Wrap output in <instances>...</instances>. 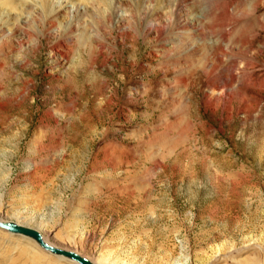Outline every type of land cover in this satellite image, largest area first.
I'll list each match as a JSON object with an SVG mask.
<instances>
[{"label":"rangeland","instance_id":"rangeland-1","mask_svg":"<svg viewBox=\"0 0 264 264\" xmlns=\"http://www.w3.org/2000/svg\"><path fill=\"white\" fill-rule=\"evenodd\" d=\"M97 1L0 6V220L95 264H264V0ZM0 264L68 263L0 230Z\"/></svg>","mask_w":264,"mask_h":264},{"label":"bare ground","instance_id":"bare-ground-1","mask_svg":"<svg viewBox=\"0 0 264 264\" xmlns=\"http://www.w3.org/2000/svg\"><path fill=\"white\" fill-rule=\"evenodd\" d=\"M64 1V0H63ZM82 1V3H85V5H87V7H95L94 9H96V7L97 6H99V2L97 1V0H88V1H86V0H81ZM116 1V5H114V7H113V13L116 11L115 9L116 8H118L117 6L119 5V3H121V0H115ZM26 2V1H25ZM24 2V3H25ZM30 2H31V0H30ZM35 2V1H34ZM38 2H39V4L42 6V5H44L45 6V3L47 4L46 6L47 7H49L50 6V4L51 3H53L52 2V0L50 1V0H38ZM80 2V1H79ZM23 3V2H22ZM32 3H33V1H32ZM13 4H14V0H0V6H5V7H8V8H12L11 6H13ZM26 4V3H25ZM54 4V3H53ZM29 5V4H28ZM35 5V4H34ZM55 5V4H54ZM68 5H71V4H68V3H66V2H64V4H62V5H58V7H56V10L54 11V15H53V17L54 18H56L57 16H62L65 12H68L69 13V6ZM225 5H227L226 3H225ZM39 6V5H38ZM32 7V6H31ZM34 7V6H33ZM225 7V6H224ZM226 8V7H225ZM71 9V8H70ZM119 9V8H118ZM221 10V9H220ZM224 10V9H223ZM227 10V9H226ZM118 11V10H117ZM224 12V11H223ZM223 12H221V13H223ZM74 13L75 14H77V8L75 7V10H74ZM70 14V13H69ZM224 14V16L222 17V18H227V17H229L230 16V14H229V12H225V13H223ZM246 14V13H245ZM217 16V15H216ZM121 17V16H120ZM234 17V16H233ZM232 16H231V18H227L228 20H230V19H232L233 18ZM117 18V17H116ZM228 20L226 21V22H228ZM117 21V20H116ZM241 34V33H240ZM1 222H7V221H2V220H0ZM14 223V222H13ZM15 224H17V223H15ZM17 225H19V226H23V227H26V228H29V227H27V226H24V225H20V224H17ZM29 229H33V228H29ZM1 231H3V232H6L7 234H10V235H16V236H20V237H22V238H26L27 240H29V241H32V243L34 244V245H37L32 239H30V238H28V237H25V236H23V235H20V234H12V233H9V232H7L6 230H3V229H0ZM33 230H35V229H33ZM37 231V230H36ZM39 232V231H38ZM42 236V235H41ZM42 238H43V236H42ZM43 241L46 243V244H48L47 242H46V240L43 238ZM49 245V244H48ZM50 246H52V245H50ZM37 247L42 251V252H45V253H47V254H49V255H52V254H50L49 252H46V251H44L43 249H41L38 245H37ZM52 247H55V246H52ZM55 248H58V247H55ZM58 249H61V248H58ZM61 250H64V249H61ZM65 251H69V250H65ZM71 252H73V251H71ZM74 253H76V252H74ZM77 254V253H76ZM79 255V254H78ZM52 256H54V257H56L57 259H60V260H63V261H66L68 264H77L76 262H73L72 260H70V259H67V258H64V257H62V256H56V255H52ZM80 256V255H79ZM84 258V257H83ZM87 259V258H86ZM90 261V260H89ZM91 262V261H90ZM92 263H94V262H92ZM95 264V263H94Z\"/></svg>","mask_w":264,"mask_h":264},{"label":"water","instance_id":"water-1","mask_svg":"<svg viewBox=\"0 0 264 264\" xmlns=\"http://www.w3.org/2000/svg\"><path fill=\"white\" fill-rule=\"evenodd\" d=\"M0 229L6 230L7 232L12 234H20L32 239L41 249H43L46 252H49L52 255L62 256L64 258L72 260L73 262H76L77 264H94L90 262L88 259L83 258L74 252L61 250L46 244L43 241L41 234L36 230L19 226L13 222H1V221H0Z\"/></svg>","mask_w":264,"mask_h":264}]
</instances>
